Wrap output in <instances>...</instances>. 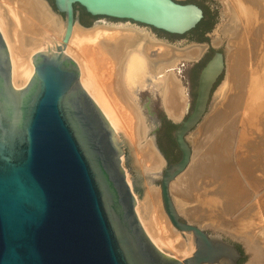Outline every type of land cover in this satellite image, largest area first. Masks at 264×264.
Listing matches in <instances>:
<instances>
[{"label": "water", "instance_id": "water-1", "mask_svg": "<svg viewBox=\"0 0 264 264\" xmlns=\"http://www.w3.org/2000/svg\"><path fill=\"white\" fill-rule=\"evenodd\" d=\"M38 2L58 26L64 25L63 37L33 55L34 73L22 89L12 84L9 52L0 32V264H237L241 255L223 239L239 245L241 264H257L249 243L219 234L217 223L189 224L187 213L202 206H180L170 193V184L190 168L201 124L226 101L228 56H237L231 50L243 42L250 16L244 0ZM217 2L224 15L213 45L224 42L226 52L219 95L205 115L210 89L224 69L221 55L201 74L192 115L174 121V139L171 132H163L157 146L159 122L144 119L139 95L147 90L161 100L162 83L176 77L173 68L178 61L145 59L143 45L172 52L202 48L177 49L158 41L148 28L182 36L203 20V9L204 24L213 30L219 24ZM75 7L93 18L125 22L101 20L92 27L85 19V28ZM74 32L128 33L135 39V46L124 44L121 52L110 49L117 73L115 93H121L122 102L134 113L135 146L113 129L104 108L82 87L83 72L67 55ZM147 145L157 153L158 171L137 166V150ZM159 190L172 236L187 246L188 236L193 240L195 251L182 261L153 244L136 213L137 202L140 207L145 196Z\"/></svg>", "mask_w": 264, "mask_h": 264}, {"label": "bare ground", "instance_id": "bare-ground-1", "mask_svg": "<svg viewBox=\"0 0 264 264\" xmlns=\"http://www.w3.org/2000/svg\"><path fill=\"white\" fill-rule=\"evenodd\" d=\"M244 7L250 16L243 42L231 50L237 56H228L226 101L201 124L190 168L183 178L170 184V193L180 200V206H202L187 213L189 224L202 227L217 223L219 233L248 242L257 264H264V229L252 230L254 221L261 222L256 212L259 203L252 193L264 187V0H244ZM63 30L64 25L58 26L38 0H0V32L9 52L15 89H22L31 79L33 55L60 43ZM124 44L135 46V39H129L128 33L74 32L67 55L83 72L82 87L104 108L113 129L136 143L134 113L122 102L121 93H115L117 73L110 52H121ZM143 53L145 59L166 62L197 58L202 49L172 52L143 45ZM161 100L170 119L183 116L186 98L175 76L163 81ZM144 150L158 169L157 153L150 145ZM156 196L157 192L145 196L140 207L137 202L136 213L146 234L162 251L168 248L175 255L193 254L192 245L185 249L177 240L170 241L173 236L162 226ZM149 197L155 200L151 204L146 203Z\"/></svg>", "mask_w": 264, "mask_h": 264}, {"label": "flooded vegetation", "instance_id": "flooded-vegetation-1", "mask_svg": "<svg viewBox=\"0 0 264 264\" xmlns=\"http://www.w3.org/2000/svg\"><path fill=\"white\" fill-rule=\"evenodd\" d=\"M189 3H192V2H189ZM193 4H195V3H193ZM195 5H197V4H195ZM214 7L219 10L220 15L218 17V23L219 24H217V26L213 30L209 29V27H208L209 25L204 24L206 17H205V12L201 7H199V8H201L203 11V20L198 24V26L195 29L191 30L190 32H188L182 36H172V35H168V34L153 30L151 28H148L149 31L151 32V34L158 41H162V42H164L168 45H171L177 49L183 50V49L191 48V47L202 48V53L198 58L181 59L178 61V63H176L175 68H173V71H174L177 79L179 80L180 84L182 85V88H183L184 94H185V98L187 99V105L185 108L186 110L183 113V116L180 120L185 121L192 115L194 108H195L196 100L198 97V87H199V80H200L201 74H202L203 70L205 69V67L217 55L222 56L224 69H223L222 73L217 77L216 81L213 83V85L210 89L209 100H208L205 115H207L210 112L209 111L210 107L212 106L213 102H215L217 96L219 95V89H220L222 82H223L222 77L225 74V60H226L225 43L223 42L218 46H214L213 40L217 36L216 35L217 29H219V26L221 24L224 13H223V8L221 7V5L219 3L217 5H214ZM75 11L78 13V19H79L80 24L82 26H84L85 28H87L84 25L85 19L91 20L92 27L95 23L100 22L101 20H106L107 22L115 23V24L125 22V21L113 20V19H109V18H93V17L89 16L88 14H86L85 11L79 7H75ZM140 26H142V25H140ZM162 104L163 103H162V100H160L159 95H152L147 90H143L140 92L139 105H140V108L142 110L144 119L147 121V123L148 122L151 123L152 119L159 122V128L156 131V136H155L157 146H158V143H157L158 137L163 132H171L172 136H173L175 130L177 129V126H175L173 124L174 120L169 118V116L166 113ZM148 126H149V124H148ZM173 139H174V136H173ZM174 143H175V141H174ZM175 146H176V144H175ZM176 148H177V146H176ZM162 153L165 157L164 152H162ZM179 154H180V152H179ZM179 159H180V157H179ZM178 161L173 162V163L167 162V164L168 165L175 164ZM223 240L232 244L237 249V251L241 255V258L236 260V263L241 264L244 256L242 254V250L239 247V245L236 243H233L232 241L226 240V239H223Z\"/></svg>", "mask_w": 264, "mask_h": 264}, {"label": "rangeland", "instance_id": "rangeland-1", "mask_svg": "<svg viewBox=\"0 0 264 264\" xmlns=\"http://www.w3.org/2000/svg\"><path fill=\"white\" fill-rule=\"evenodd\" d=\"M176 1H178V2H181V0H176ZM6 3H7V5H8V1H5ZM4 2V3H5ZM5 3V4H6ZM10 4V3H9ZM54 45V44H53ZM198 58V57H197ZM192 59H194V58H192ZM186 103H187V99H186ZM163 105V104H162ZM164 107V106H163ZM185 108H186V106H185ZM184 108V111H183V113L185 112V109ZM182 118V117H181ZM180 118V119H181ZM179 119V120H180ZM179 120H175V121H179ZM124 138H125V140L127 141V143L129 144V145H133V146H135V144L136 143H131V141L129 140V138H127L126 137V135H124V133H122V132H119ZM144 148L143 149H141V150H137V166L139 167V168H141L142 170H148V171H158V169H156L155 170V168L151 165V163H150V161H149V159H148V157L146 156V154L144 153ZM144 154V155H143ZM144 160H147V162H145ZM128 177V180H129V183H131V178H130V176H127ZM253 192V191H252ZM258 194V195H257ZM150 195V194H149ZM172 196H173V198L174 199H177V198H175V196L173 195V194H171ZM252 195L253 196H256L257 198H256V200H257V202L259 203L258 204V207H260V209H261V207H263V209H264V187H262V188H259L258 190H256V191H254V193H252ZM159 196V197H158ZM157 198H155L156 199V202H155V204H158V205H156V207H157V209L158 210H161V211H159V212H157V213H161V215H160V217L161 218H163V223H162V226H167L168 227V229H170V232H171V236H172V231H171V224L168 222V220L165 218V216L162 214V203H161V194H160V190L159 191H157V196H156ZM259 197V198H258ZM150 198V197H149ZM159 200V201H158ZM151 201H153V199H151L150 198V200H147L146 201V203H150ZM155 201V200H154ZM153 201V202H154ZM144 202H145V200H144ZM143 202V203H144ZM151 204V203H150ZM259 205H262V206H259ZM258 209V210H256V212L258 213V215H259V217H258V220L259 219H261V220H259V221H261V222H257V221H254V223H255V225L256 226H254V227H252V230L254 229H256V231H258L260 228H262V229H260L261 230V232L263 231V229H264V210L263 209ZM263 210V211H262ZM151 212V211H150ZM263 216V217H262ZM263 218V219H262ZM263 221V222H262ZM219 234H221V235H225L224 234V232H220ZM225 236H227V235H225ZM230 237V236H229ZM174 240H177L176 242H178V243H180L181 245H183V246H186V248L185 249H187V245L183 242V241H181L178 237H174L173 236V238L172 239H170V241L172 242V243H174ZM188 244H190V245H192L193 247H194V244H193V242H192V237L191 236H188ZM165 249V252L166 253H168V254H171L174 258H176V259H178V260H184V259H186V258H188L189 257V254L186 252V255L185 254H177V255H175V252H171L168 248H164ZM195 250H194V248H193V252H194ZM174 254V255H173ZM182 257V258H181Z\"/></svg>", "mask_w": 264, "mask_h": 264}]
</instances>
